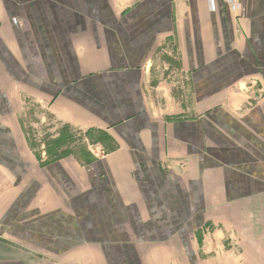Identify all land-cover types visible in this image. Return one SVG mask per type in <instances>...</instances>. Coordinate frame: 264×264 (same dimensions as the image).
Masks as SVG:
<instances>
[{"label": "crops", "instance_id": "0c3cea01", "mask_svg": "<svg viewBox=\"0 0 264 264\" xmlns=\"http://www.w3.org/2000/svg\"><path fill=\"white\" fill-rule=\"evenodd\" d=\"M0 264H264V0H0Z\"/></svg>", "mask_w": 264, "mask_h": 264}, {"label": "rangeland", "instance_id": "374dc122", "mask_svg": "<svg viewBox=\"0 0 264 264\" xmlns=\"http://www.w3.org/2000/svg\"><path fill=\"white\" fill-rule=\"evenodd\" d=\"M36 109V108H35ZM33 112L28 111L27 116L23 119V131L26 137L28 146L33 150L34 154L41 156V147L45 146L44 151L51 157L60 155L61 147L56 146V143L60 144H72V143H95L96 137L105 140L104 134L99 131L96 132L93 137L89 134L86 135L87 140L80 138L81 134L77 131H73L71 128H61L54 124L49 118H46L43 109L35 110ZM45 118V119H42ZM61 126V125H60Z\"/></svg>", "mask_w": 264, "mask_h": 264}]
</instances>
